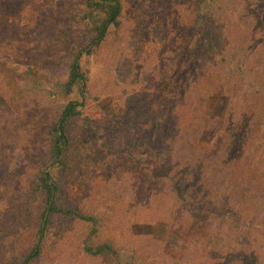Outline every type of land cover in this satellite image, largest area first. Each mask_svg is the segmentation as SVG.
<instances>
[{
	"label": "trees",
	"instance_id": "trees-1",
	"mask_svg": "<svg viewBox=\"0 0 264 264\" xmlns=\"http://www.w3.org/2000/svg\"><path fill=\"white\" fill-rule=\"evenodd\" d=\"M60 1L52 0L49 8L56 9ZM168 5L176 14L191 10L190 31L175 30L178 35L188 33L170 38L164 24L152 25L147 18L138 30L127 32L120 0L65 4L60 32L48 40L63 50L56 87L68 100L49 128L41 168L18 216V225L29 235L18 246L23 251L7 264H40L56 223L73 219L87 226L78 246L83 255L104 264H122L112 226L116 223L123 233L126 226L139 224L136 211L141 204L152 210L153 205L145 203L152 195L154 200L159 196L170 200L162 222L168 243H183L174 244L187 257L179 264H264V0H168ZM145 32L154 46L179 45L169 55L173 62L162 66L165 93L156 116L149 112L148 90H137L140 75L144 83L150 78L139 66ZM129 34L135 40H129ZM191 44L195 68L179 75L176 67L181 60L182 66L187 63L181 58ZM131 49L134 55L128 52ZM158 70L153 67L149 72ZM95 72L100 78L109 76L107 91L91 83ZM114 88L115 93L108 92ZM109 95L114 98V112L119 101L126 100L125 116H103L97 122L88 109ZM219 100L224 104L222 119L212 117ZM6 113L0 105V150L14 141L20 127ZM85 141L110 156L120 144L127 145L122 157L138 171L133 188L123 182L105 189L111 199L102 198L101 213H80L65 198L71 172L77 170L79 176L81 165L94 161L85 153ZM21 160L15 157L18 165ZM96 178L95 171L89 182ZM157 184L159 192H153ZM132 192L137 195L129 205L131 217L117 216ZM133 249L125 264H167L165 258L159 263L142 244Z\"/></svg>",
	"mask_w": 264,
	"mask_h": 264
},
{
	"label": "rangeland",
	"instance_id": "rangeland-1",
	"mask_svg": "<svg viewBox=\"0 0 264 264\" xmlns=\"http://www.w3.org/2000/svg\"><path fill=\"white\" fill-rule=\"evenodd\" d=\"M70 1L72 0H61L58 7L52 9L49 8L52 0H0V105L8 112L6 114L15 118L20 125L15 131L17 136L14 141L0 150V264H7L12 255L23 251V248L19 251L18 246L25 242L29 233L26 227L18 225V216H21V208L26 203L25 196L30 187L29 184L41 168L43 153L49 144V128L55 121L58 110L68 100L59 95L56 87L60 79L56 66L63 50L58 51L57 44L48 39L59 34L61 29L59 20L66 17L65 4ZM120 1L127 32L133 29L138 30L143 18H147L152 25L156 22L164 24L170 38L182 36L183 32H187L185 30L178 35L175 32L176 27L191 29L192 24L189 18L191 10L183 9L177 14L171 12L168 0L165 2L164 0ZM164 20H166L165 23ZM113 32L112 29L111 33ZM128 36L129 40H135L131 34ZM148 36V32H145L141 39L142 44L146 43V45L140 52L139 66L149 73L150 78L147 83H144L143 75H140L137 90H148L151 96L149 112L156 116L159 114L158 107L162 105L160 98H164L165 93L160 80L162 66L166 62H173L174 59L169 55L178 51L179 45L154 46ZM195 43L196 41L192 44ZM192 44L181 58H187V63L185 60L182 66L181 60L180 67H176L179 75L185 72L191 74L195 68L192 63L194 58L190 57ZM128 52H134L133 55L136 53L135 49ZM163 61L165 62L160 65ZM85 64L84 62V68ZM153 67H158L159 70L150 74L149 70ZM29 69L32 72L29 75L30 84L27 85L25 81ZM103 78L95 72L91 80L99 91H107L109 87V76ZM116 91L114 88L108 92L112 94ZM113 102V96L109 95L91 105L88 113L97 122L103 116L124 117L126 100L119 101V109L116 112H114ZM216 104L217 109L212 117L221 116V108L224 104L220 100ZM222 118L223 116L219 119ZM118 122L120 124L121 119ZM98 131L100 133L101 128H98ZM84 144L85 153L93 156L94 161L90 165L82 164L78 170L81 173L79 176L77 170L71 172L66 182L65 198L80 213L91 214L93 211L101 213L100 209L104 211L105 198L111 199L105 189L123 182L126 188H133L138 178V171L133 162L122 157L127 150V145L120 144V147L113 150L114 154L110 156L106 150H99L100 146L94 142L85 141ZM17 156L22 157L20 165L15 161ZM95 171L97 178L90 183L89 180ZM88 187L90 191L87 193ZM153 187L158 188V190L152 189L153 192H159V184ZM130 195L120 205L117 216L131 217L129 205L137 194L132 192ZM103 197L105 198L102 199ZM154 197L156 196L148 197L145 202L150 206L153 205L152 210L143 209L141 204L136 211L134 219L139 224L129 227L130 229L126 226L123 233L118 232L116 223L112 226L114 231L111 230L110 233L113 236L118 234L117 243L121 250L122 264L129 261L128 257L132 254L133 248L137 249L141 244L148 252L156 254V260L159 263L163 262L164 258L167 264H179L187 260L184 249L177 250L178 247L175 249L174 244L177 240H174L173 244H169L173 241L168 243L166 240L167 231L162 222V216L166 215L170 200L163 199L161 196L154 200ZM86 227L76 219L70 222H57L44 244L40 264H104L103 261L92 260L83 255L78 248ZM145 238H150L154 242L149 243ZM177 244L180 246L183 243L177 242Z\"/></svg>",
	"mask_w": 264,
	"mask_h": 264
}]
</instances>
